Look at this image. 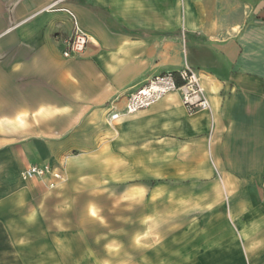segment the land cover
<instances>
[{
	"label": "crops",
	"instance_id": "0c3cea01",
	"mask_svg": "<svg viewBox=\"0 0 264 264\" xmlns=\"http://www.w3.org/2000/svg\"><path fill=\"white\" fill-rule=\"evenodd\" d=\"M185 65L208 109L124 113ZM0 264H264V0H0Z\"/></svg>",
	"mask_w": 264,
	"mask_h": 264
},
{
	"label": "built area",
	"instance_id": "2783aa9c",
	"mask_svg": "<svg viewBox=\"0 0 264 264\" xmlns=\"http://www.w3.org/2000/svg\"><path fill=\"white\" fill-rule=\"evenodd\" d=\"M55 3L45 9H53ZM72 19V33L66 39L62 55L64 57L81 56L86 50L89 41L85 32L76 19L75 14L63 8ZM178 91L181 95V103L188 112L209 108V100L206 91L200 83L197 72L185 65L177 72H165L148 78L143 84L131 90L127 96L124 113H135L151 104L158 102L171 92ZM118 112L110 114V119L118 116ZM20 177L28 179H50V185L63 179L62 172L49 163L32 164L20 172Z\"/></svg>",
	"mask_w": 264,
	"mask_h": 264
}]
</instances>
